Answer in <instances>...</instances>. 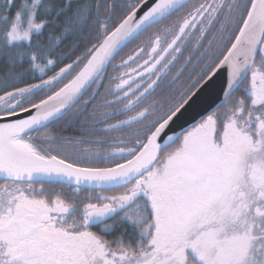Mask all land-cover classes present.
<instances>
[{
  "label": "snow or ice",
  "instance_id": "obj_1",
  "mask_svg": "<svg viewBox=\"0 0 264 264\" xmlns=\"http://www.w3.org/2000/svg\"><path fill=\"white\" fill-rule=\"evenodd\" d=\"M0 264H264V0H0Z\"/></svg>",
  "mask_w": 264,
  "mask_h": 264
},
{
  "label": "trees",
  "instance_id": "obj_2",
  "mask_svg": "<svg viewBox=\"0 0 264 264\" xmlns=\"http://www.w3.org/2000/svg\"><path fill=\"white\" fill-rule=\"evenodd\" d=\"M137 43H138V41H137ZM133 46H135L134 44L133 45H131L130 47H133ZM128 49H125V51H127Z\"/></svg>",
  "mask_w": 264,
  "mask_h": 264
}]
</instances>
